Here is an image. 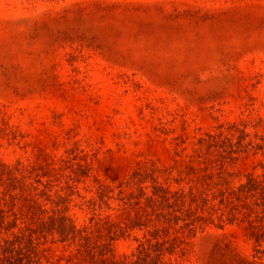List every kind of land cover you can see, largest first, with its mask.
<instances>
[{
	"label": "rangeland",
	"instance_id": "obj_1",
	"mask_svg": "<svg viewBox=\"0 0 264 264\" xmlns=\"http://www.w3.org/2000/svg\"><path fill=\"white\" fill-rule=\"evenodd\" d=\"M0 264H264V0H0Z\"/></svg>",
	"mask_w": 264,
	"mask_h": 264
},
{
	"label": "trees",
	"instance_id": "obj_2",
	"mask_svg": "<svg viewBox=\"0 0 264 264\" xmlns=\"http://www.w3.org/2000/svg\"><path fill=\"white\" fill-rule=\"evenodd\" d=\"M71 227H72V225H71ZM71 227H68V228H62L60 231H61V232H64V233H65L64 230H66V229H67L68 231H72Z\"/></svg>",
	"mask_w": 264,
	"mask_h": 264
}]
</instances>
